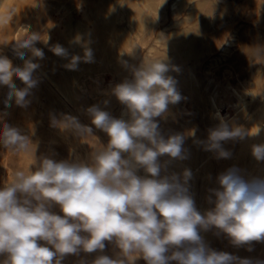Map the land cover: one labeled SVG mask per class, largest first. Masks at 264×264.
I'll list each match as a JSON object with an SVG mask.
<instances>
[{
	"label": "clouds",
	"instance_id": "obj_1",
	"mask_svg": "<svg viewBox=\"0 0 264 264\" xmlns=\"http://www.w3.org/2000/svg\"><path fill=\"white\" fill-rule=\"evenodd\" d=\"M38 40L39 35L31 34L17 43L15 54L23 66L0 55V86L8 88L6 109L13 102L22 108L30 103L28 97L39 82L34 74L39 64L32 58L44 56L34 47ZM43 41L47 44V37ZM23 50L32 58L25 59ZM50 50L68 56L60 45ZM81 59L93 62L91 49L86 48L83 57H71L65 67L75 70ZM130 71L132 78L111 90L125 107L120 118L99 105L87 109L91 125L108 137L101 149L87 159L57 161L42 156L33 170L17 171L10 183L0 186V264H63L67 256L82 252L97 255L79 264H136L140 258L146 264H253L211 249L200 233L214 228L237 247L264 241V178L245 180L239 169H228L217 177L220 187L208 197L214 207L201 213L190 192L191 170L169 171L173 162L188 158L183 147L186 136L164 134L157 119H165L169 106L184 99L177 81L168 75L178 69L164 57L141 62ZM14 78L23 87H17ZM218 118L219 125L200 142L218 159L231 156L224 142L260 131ZM51 122L80 137L93 135V127L75 117H53ZM32 143L0 117V146L29 151ZM251 154L264 161V143L252 145ZM105 242L117 249L114 255L104 254Z\"/></svg>",
	"mask_w": 264,
	"mask_h": 264
},
{
	"label": "rangeland",
	"instance_id": "obj_2",
	"mask_svg": "<svg viewBox=\"0 0 264 264\" xmlns=\"http://www.w3.org/2000/svg\"><path fill=\"white\" fill-rule=\"evenodd\" d=\"M111 1L114 7L120 2L126 5L124 17L117 22V42L112 45L108 59L101 60L93 55V62L81 59L75 70L65 67V62L69 63L72 57L65 33L68 20L73 23L77 20L81 0H30V4L17 13L15 22L6 20L0 25V55L7 56L14 66H23L24 61L15 54L17 43L27 35H39L41 40L36 41L34 47L55 60L61 68L60 73L73 80L78 97L77 106H74L55 97V93L45 87L42 103L37 104L33 118L28 120L18 113L20 107L14 102L5 108L3 101L8 88L0 86V117L9 125L14 122L18 129L23 124L28 131H20L33 141L29 151L0 146V186L10 183L17 171L33 170L42 156L57 161L87 159L91 152L101 149L108 137L91 125L87 109L99 105L120 118L124 105L111 90L125 79H131L130 68L141 62L166 57V62L178 69L168 75L177 81V89L184 99L169 106L165 119L157 118L164 134L183 133L186 139L195 135L208 138L209 130L217 126L211 118L209 103L215 90L222 100H225L222 94L233 92V89L249 91L244 113L233 122L238 126L250 121L264 106V0H147V10L138 7L133 0ZM139 24L143 26L138 27ZM46 37L47 44L43 41ZM55 40H60L58 45L67 51V57L57 56L50 50ZM192 75L197 80L195 89L190 86ZM14 82L22 87L18 79L14 78ZM228 101L236 102L233 94H228ZM222 110H226L224 103ZM64 116L75 117L80 124L92 126L93 135L80 137L72 130L52 125L53 117L61 120ZM193 130L195 134L189 135ZM105 243L104 254L114 255L117 249ZM229 245H233L231 241ZM249 245L252 254L246 258L254 259L256 252L261 250V261H264V241H252ZM249 251L248 248L246 252ZM96 255L83 252L79 256L69 255L63 264H79L80 260L90 262ZM136 264L146 262L140 258Z\"/></svg>",
	"mask_w": 264,
	"mask_h": 264
},
{
	"label": "bare ground",
	"instance_id": "obj_3",
	"mask_svg": "<svg viewBox=\"0 0 264 264\" xmlns=\"http://www.w3.org/2000/svg\"><path fill=\"white\" fill-rule=\"evenodd\" d=\"M29 1L30 0H3L0 6V25L6 20L15 22V17L18 15L17 13L21 8L24 10V6H26L27 3L30 4ZM133 1L136 2L138 7L145 8L146 10L148 9L146 7L147 0ZM125 6L124 3L120 2L117 7H114L111 0H81V4L77 10V20L75 23L71 22L70 19L68 20V28L65 33L72 57H83L85 49L87 48L91 49L92 54L97 55L101 60L108 59L112 45L118 40L117 22L124 17ZM142 26L143 24H139L138 27ZM149 29L151 28L149 27ZM59 43L60 40L53 41L55 45ZM23 51L26 53L25 58H32L30 52L27 50ZM32 62L39 64V68L36 69L34 73L39 78V82L38 85L32 89L31 95L28 97L30 100L29 105L26 108H19L20 111L18 113L20 115L26 116V119L29 118L28 120L33 118L37 104L42 103L41 98L43 97L45 87H48L51 92L55 93V97L63 102L67 101L77 106L78 97L75 83L69 76L60 73L62 72L61 68L55 60L49 56H43V59L32 58ZM66 64H68V62H65V65ZM190 86L193 89L197 87V80L193 75L191 76ZM229 93L234 95L236 100L235 103L228 101ZM248 94L249 91L247 89L243 91L233 89V92L223 93L222 96L225 97V100H222L218 90L212 92L209 103L212 110L211 118L214 123L217 126L219 125L220 119L218 117H223L230 123H233L234 120H238L246 108V96ZM250 95L253 97V93H250ZM223 103L226 107L225 111L222 110ZM124 112L125 107L121 110L120 117ZM22 125H20V129L27 132V128ZM239 125L246 130L252 129L253 132L256 131L255 127H259L260 131L257 135H248L244 139L224 142L223 147L231 152L230 158H216L214 152L204 150L203 145L200 143L206 141L207 137L195 135L186 139L183 145L187 151L188 158L183 161L173 162L169 168L170 172H175L177 174H182L184 169L191 170L192 179L189 181L190 192L193 195L197 209L201 213L214 207L213 204L209 203L208 197L212 195L211 190L220 187L217 182V177L228 169L233 167L239 169V174L245 180L264 178V161L255 160L251 154L252 145L264 143V106L250 121L243 124L239 123ZM31 128L32 126L30 130ZM200 235L205 244L213 250L227 252L242 259L246 258V255L252 254V249L246 252V250L250 248V245L239 247L234 245L230 246L229 238L223 233H217V230L214 228L209 231H202ZM260 251L261 250H258L255 258L252 259L253 264H256L257 261H261L262 255Z\"/></svg>",
	"mask_w": 264,
	"mask_h": 264
}]
</instances>
